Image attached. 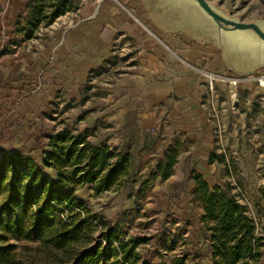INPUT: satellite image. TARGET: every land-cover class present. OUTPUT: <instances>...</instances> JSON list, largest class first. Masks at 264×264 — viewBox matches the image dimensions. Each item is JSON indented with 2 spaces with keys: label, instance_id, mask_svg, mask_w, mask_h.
Segmentation results:
<instances>
[{
  "label": "crops",
  "instance_id": "obj_1",
  "mask_svg": "<svg viewBox=\"0 0 264 264\" xmlns=\"http://www.w3.org/2000/svg\"><path fill=\"white\" fill-rule=\"evenodd\" d=\"M36 21L34 37L25 39L19 27ZM212 25L195 8L169 0H0V88L7 86L14 101L22 94L39 101L75 95L98 75L115 76L102 97L108 114L88 121L91 140L100 118L118 132L132 117L143 130L171 137L168 146L181 138L179 164L188 155L211 187L222 185L217 171L227 180L250 170V155L264 170V92L252 79L210 87L200 71L254 78L264 74V60L228 54ZM106 137L111 146L125 144ZM178 171L155 182L175 180Z\"/></svg>",
  "mask_w": 264,
  "mask_h": 264
},
{
  "label": "trees",
  "instance_id": "obj_2",
  "mask_svg": "<svg viewBox=\"0 0 264 264\" xmlns=\"http://www.w3.org/2000/svg\"><path fill=\"white\" fill-rule=\"evenodd\" d=\"M33 23L19 27L25 39L34 37L39 28L37 21ZM1 117L0 113V125ZM3 131L0 139H4ZM91 136V130L65 128L48 137L40 146L43 154L39 157L14 147L2 149L0 264H43L41 252L45 249L54 252L53 264H153L154 255L137 251L143 238L125 240L120 227L109 222L92 245L73 250L88 223L81 218L88 212V204L78 191L88 187L100 196L131 183L142 196L157 178L167 180L175 174L185 145L175 138L161 149L162 157L159 153L138 167L131 142L111 146L107 141L95 143ZM190 180L200 219L178 218L190 234L185 238L186 233L178 231L182 254L172 260L165 257L164 264H264V236L248 206L233 193V186L211 187L197 169L191 171ZM61 250L70 259L59 257Z\"/></svg>",
  "mask_w": 264,
  "mask_h": 264
},
{
  "label": "rangeland",
  "instance_id": "obj_3",
  "mask_svg": "<svg viewBox=\"0 0 264 264\" xmlns=\"http://www.w3.org/2000/svg\"><path fill=\"white\" fill-rule=\"evenodd\" d=\"M208 2L216 11L238 21L257 22L264 16V0H208ZM220 28L228 29L223 25H220ZM230 29L238 30L246 42L261 47L264 45V40L253 30ZM261 54L262 49L259 47L256 56L261 57ZM97 77L94 86L82 85L81 91L75 95L62 92L59 97L52 99L42 95L39 101L28 94H22L21 99L14 101L11 98L12 91L8 93L7 86L0 88V113L3 119L0 134L4 130V139H0V145L6 148L14 147L26 154L39 157L34 150L41 149L40 146H44L48 142V137L56 132L65 128L94 132L88 127V121L95 116L108 114L109 108H104L102 97L108 93L110 84L108 81L112 82L115 79V76H111L106 77L107 81H102L100 75ZM217 82L220 81H216L215 84ZM116 117V114L113 115L114 119ZM97 124L99 126L98 130H95L97 135L92 140L95 143L108 141L106 137L108 135L119 138L125 141L124 143L131 142L134 145L135 162L138 167L145 165L159 153L161 155L163 153L161 149L168 146L167 141L169 142L168 139L171 138L143 130L132 117L127 124L117 130L119 133L113 131V126L102 121V118ZM1 157L0 154V162ZM196 163L191 161L188 155H183L177 167L180 168L177 179L153 182L151 188L142 196H139L138 186L131 183H126L119 192H107L100 196L95 195L88 187L80 189L78 194L88 204V212L81 218L86 219L88 223L73 250H82L92 245L100 238L105 224L109 222L120 227L125 240L143 238L145 242L137 251L154 255L153 264H164L165 257L172 260L180 256L184 248L181 231L186 233L185 238L190 234V230L183 229V220L198 222L201 214L200 209L193 204L194 184L190 180L191 171L196 168ZM258 163L257 156L250 155L248 158L250 170L242 171L241 174L235 171L243 178L245 188L236 181L237 174L227 177V180L223 176L224 171H217V174L218 182L222 186L228 183L233 186V193L248 206L250 215L258 225L259 234L264 236V170L259 171ZM260 163L263 165L264 158ZM207 177L213 184V174L209 173ZM53 253L49 249L41 252L42 263L53 264L55 259ZM66 253L61 250L59 257L65 256L62 258L70 259Z\"/></svg>",
  "mask_w": 264,
  "mask_h": 264
},
{
  "label": "bare ground",
  "instance_id": "obj_4",
  "mask_svg": "<svg viewBox=\"0 0 264 264\" xmlns=\"http://www.w3.org/2000/svg\"><path fill=\"white\" fill-rule=\"evenodd\" d=\"M169 4H172L173 7L177 6H186L195 8L198 12L201 14L207 16L210 21L212 22V26L215 28L216 31L221 30V39L223 40V43L225 44L228 54L234 55L238 54L244 57H250L257 55L259 47L262 49L261 59L264 60V45L259 46L255 45L249 42H246L242 39L241 34L238 30L230 29L233 27L225 26L224 24L217 23L212 16H210L201 6L200 4H197L194 0H169ZM258 25L261 27V29L264 31V20L259 19L257 21ZM220 25H223L225 28L228 29H222L220 28ZM251 30V29H249Z\"/></svg>",
  "mask_w": 264,
  "mask_h": 264
},
{
  "label": "water",
  "instance_id": "obj_5",
  "mask_svg": "<svg viewBox=\"0 0 264 264\" xmlns=\"http://www.w3.org/2000/svg\"><path fill=\"white\" fill-rule=\"evenodd\" d=\"M200 6L210 15L217 23L224 24L225 26L233 27L240 30H253L261 39L264 40V31L257 22H243L237 19L229 18L220 12L216 11L208 0H196Z\"/></svg>",
  "mask_w": 264,
  "mask_h": 264
},
{
  "label": "built area",
  "instance_id": "obj_6",
  "mask_svg": "<svg viewBox=\"0 0 264 264\" xmlns=\"http://www.w3.org/2000/svg\"><path fill=\"white\" fill-rule=\"evenodd\" d=\"M200 73L203 75L206 83L213 87L216 81L225 79L229 81L232 86H237L241 81L254 80L258 83L261 90L264 92V74L256 76L254 78H235V77H224L217 71L201 70ZM250 213V212H249Z\"/></svg>",
  "mask_w": 264,
  "mask_h": 264
}]
</instances>
